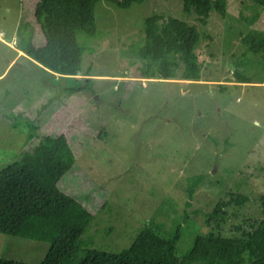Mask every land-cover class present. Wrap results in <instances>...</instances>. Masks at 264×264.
I'll return each instance as SVG.
<instances>
[{
  "label": "rangeland",
  "instance_id": "374dc122",
  "mask_svg": "<svg viewBox=\"0 0 264 264\" xmlns=\"http://www.w3.org/2000/svg\"><path fill=\"white\" fill-rule=\"evenodd\" d=\"M36 1L0 0V169L44 135L64 133L75 161L57 186L93 214L80 239L104 250L128 246L151 217L169 226L186 214L178 242L184 251L196 233L208 230L204 213L229 191L248 195L242 215H259L264 69L241 37L253 28L264 31L263 5L228 0L224 16L212 10L201 25L182 14L181 0H143L127 8L99 0L97 33L79 35L85 50L80 73L71 77L17 52L19 17L32 21ZM162 11L211 36L201 40L196 62L184 66L181 78L145 77L129 48L143 37L144 17ZM236 72L250 81H235ZM196 173L204 178L189 197L186 177ZM47 247L44 240L0 232V257L38 263ZM251 251L254 264H264L263 249Z\"/></svg>",
  "mask_w": 264,
  "mask_h": 264
},
{
  "label": "trees",
  "instance_id": "16d2710c",
  "mask_svg": "<svg viewBox=\"0 0 264 264\" xmlns=\"http://www.w3.org/2000/svg\"><path fill=\"white\" fill-rule=\"evenodd\" d=\"M98 1L37 0L32 21L23 13L19 17L16 48L46 70L76 77L85 50L78 37L96 35ZM109 1L127 8L143 0ZM241 1L264 6V0ZM227 5L228 0H181V11L185 17L193 14L199 24L206 25L212 10L224 16ZM32 23L39 30H33ZM141 31L143 37L129 48L147 78H181L184 66L196 62L201 40L211 39L208 32H200L187 20L163 11L145 16ZM241 42L248 52L261 58L256 64L264 69V31L250 29ZM243 63L250 62L245 59ZM235 75V81H250L246 72ZM83 87H67L66 91ZM74 161L64 133L46 134L31 150L21 152L0 169V232L48 242L38 263L0 257V264H254L256 256L251 250L258 246L264 251V193L258 195L259 215L255 217L242 215L240 210L249 197L237 191H229L213 202L204 213L208 230L196 233L184 251L178 249V242L186 214L173 219L169 226L151 217L120 250L88 246L80 235L93 214L57 186ZM203 178L202 173L186 177L189 197ZM228 221L230 233L225 234Z\"/></svg>",
  "mask_w": 264,
  "mask_h": 264
},
{
  "label": "crops",
  "instance_id": "0c3cea01",
  "mask_svg": "<svg viewBox=\"0 0 264 264\" xmlns=\"http://www.w3.org/2000/svg\"><path fill=\"white\" fill-rule=\"evenodd\" d=\"M2 39V38H1ZM10 45H12L11 43H9ZM17 52H22L20 49L17 48ZM58 74V73H57Z\"/></svg>",
  "mask_w": 264,
  "mask_h": 264
}]
</instances>
